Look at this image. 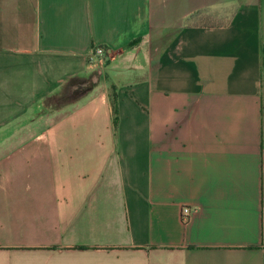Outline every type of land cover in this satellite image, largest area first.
I'll return each instance as SVG.
<instances>
[{
  "label": "crops",
  "instance_id": "obj_1",
  "mask_svg": "<svg viewBox=\"0 0 264 264\" xmlns=\"http://www.w3.org/2000/svg\"><path fill=\"white\" fill-rule=\"evenodd\" d=\"M263 47L264 0H0V264H264Z\"/></svg>",
  "mask_w": 264,
  "mask_h": 264
},
{
  "label": "built area",
  "instance_id": "obj_2",
  "mask_svg": "<svg viewBox=\"0 0 264 264\" xmlns=\"http://www.w3.org/2000/svg\"><path fill=\"white\" fill-rule=\"evenodd\" d=\"M109 57V51H107L104 47L96 46L93 47L88 55L87 60L89 64H92L97 67H104L105 63L107 62ZM191 210L189 207H182L181 208V221L185 223L189 218Z\"/></svg>",
  "mask_w": 264,
  "mask_h": 264
},
{
  "label": "rangeland",
  "instance_id": "obj_3",
  "mask_svg": "<svg viewBox=\"0 0 264 264\" xmlns=\"http://www.w3.org/2000/svg\"><path fill=\"white\" fill-rule=\"evenodd\" d=\"M28 142L25 144H33V139H27ZM22 139H15V138H0V145H15L21 144ZM34 144H36L34 142ZM38 144H45V139H39Z\"/></svg>",
  "mask_w": 264,
  "mask_h": 264
},
{
  "label": "trees",
  "instance_id": "obj_4",
  "mask_svg": "<svg viewBox=\"0 0 264 264\" xmlns=\"http://www.w3.org/2000/svg\"><path fill=\"white\" fill-rule=\"evenodd\" d=\"M261 66L264 68V47L261 49ZM112 98L114 99V95Z\"/></svg>",
  "mask_w": 264,
  "mask_h": 264
}]
</instances>
